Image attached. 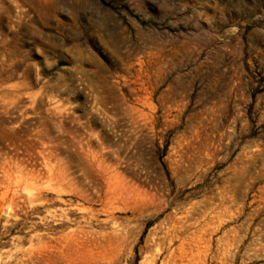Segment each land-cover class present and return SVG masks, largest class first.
<instances>
[{
	"label": "rangeland",
	"instance_id": "374dc122",
	"mask_svg": "<svg viewBox=\"0 0 264 264\" xmlns=\"http://www.w3.org/2000/svg\"><path fill=\"white\" fill-rule=\"evenodd\" d=\"M0 264H264V0H0Z\"/></svg>",
	"mask_w": 264,
	"mask_h": 264
},
{
	"label": "bare ground",
	"instance_id": "6f19581e",
	"mask_svg": "<svg viewBox=\"0 0 264 264\" xmlns=\"http://www.w3.org/2000/svg\"><path fill=\"white\" fill-rule=\"evenodd\" d=\"M214 149V148H213ZM214 152V151H213ZM212 155V154H211ZM205 157H208V155H205ZM208 159V158H207ZM206 161H208V160H206ZM204 207V209H203V211H201V209H200V206L198 205V204H191V205H189L188 207H187V209H186V212L187 213H195V211L196 210H198L199 211V215L201 216V217H205L206 216V214H208L209 212H207V210H208V206L207 207H205V206H203ZM196 219V218H195ZM195 223H197V221H195ZM150 230V229H149ZM158 233H159V231L157 230V229H155V228H153V229H151L150 231H149V235H148V245H149V248H151V247H154L155 246V244H156V239H157V237H158ZM174 236H176L175 235V233H174ZM194 238V237H193ZM194 240V239H193ZM197 241V240H196ZM199 241V240H198ZM195 244V243H194ZM200 251V249H199V245L198 244H196V252L198 253ZM180 256V258H183L184 256H186V252L183 250L182 252H181V254L179 255Z\"/></svg>",
	"mask_w": 264,
	"mask_h": 264
}]
</instances>
